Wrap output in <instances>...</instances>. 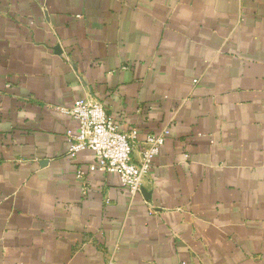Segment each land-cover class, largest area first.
<instances>
[{"label":"crops","instance_id":"obj_1","mask_svg":"<svg viewBox=\"0 0 264 264\" xmlns=\"http://www.w3.org/2000/svg\"><path fill=\"white\" fill-rule=\"evenodd\" d=\"M77 98L169 128L133 197ZM0 264H264V0H0Z\"/></svg>","mask_w":264,"mask_h":264},{"label":"built area","instance_id":"obj_2","mask_svg":"<svg viewBox=\"0 0 264 264\" xmlns=\"http://www.w3.org/2000/svg\"><path fill=\"white\" fill-rule=\"evenodd\" d=\"M76 122L77 131L69 142L67 153L74 156L83 149L93 152L90 168L118 175L121 186L133 197L142 190L149 176L152 159L160 152L170 130L165 127L158 134H148L140 141L139 158L133 159V149L138 142L136 132H124L110 117L103 104L96 100L77 98L69 109L62 110ZM84 174L77 170V177Z\"/></svg>","mask_w":264,"mask_h":264}]
</instances>
